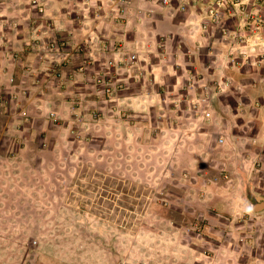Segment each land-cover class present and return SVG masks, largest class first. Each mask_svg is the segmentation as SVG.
Wrapping results in <instances>:
<instances>
[{"label": "rangeland", "instance_id": "1", "mask_svg": "<svg viewBox=\"0 0 264 264\" xmlns=\"http://www.w3.org/2000/svg\"><path fill=\"white\" fill-rule=\"evenodd\" d=\"M71 1L74 36L43 43L52 97L0 109V264H264V149L243 106L264 74V0H151L138 58L125 30L148 10Z\"/></svg>", "mask_w": 264, "mask_h": 264}, {"label": "crops", "instance_id": "2", "mask_svg": "<svg viewBox=\"0 0 264 264\" xmlns=\"http://www.w3.org/2000/svg\"><path fill=\"white\" fill-rule=\"evenodd\" d=\"M31 1L33 0H0V91L7 96H12V94H14L18 97L19 103H22V99L26 102L34 101L33 99L31 100L30 96L28 97L31 88L35 93V97L40 100L52 97V94L47 93L42 87H40L47 82L46 76L49 75L44 76L40 71H43L47 65L55 63L53 58L50 57V53L44 48L43 43L47 42L46 39L49 38H57L58 36H61V38L63 37L68 40L70 34L74 36V18L73 16L70 17L71 15L68 10L65 11V6L68 9L69 4L72 5L71 0H36L37 5H44L45 21L50 28L45 27V21L38 18L37 13L32 10ZM152 3L151 0H140V2L138 0L137 2L136 0L131 1L132 10L135 8L134 6L142 8L143 10H148V15L144 14L142 18V20L147 23L142 24L133 16L131 17L128 28L125 30L129 31V37H127V33L122 32L124 29L116 28V24L114 28H111L106 38L109 40L111 39V41L116 44L117 41H122L127 37L128 39L133 40L131 41L132 46L135 47L129 49L131 51L132 49L134 50L133 52H135L136 57L138 58L137 53L139 51H142L144 55V48H151V46L148 45L149 41H152V16H154L153 14H156L153 12L154 6ZM132 10L130 9L131 15L133 14ZM105 18L109 20L110 15L105 16ZM9 24L11 26L10 30L7 29ZM74 40L75 39L73 38V41ZM157 42H159V40H157ZM67 50L69 51V49ZM83 51L85 50L83 49ZM13 55H17L19 59L13 60L11 58ZM141 68L143 69V72H145V74L143 73L142 75L146 76L148 72L151 73V75L155 73L150 72L149 64L143 65ZM263 71L264 69L262 70V73H264ZM247 84L251 87L246 91L247 96L245 95L244 98V111H248L247 116L244 117V119L247 121L246 124L250 128L249 132L253 131L254 135H257L256 139H253V142L258 143L257 152L260 153L262 152L261 150L264 149V74L258 76L257 79H253V81L252 79L249 80ZM246 88L247 87L244 85L243 89L246 90ZM33 103L29 102L26 104L35 110L37 106L35 107ZM20 123L21 122L19 121L14 122L15 129ZM250 123L251 126H249ZM28 128L29 125L24 124L21 130L19 128L18 131H15V134L28 136L30 135L29 133H26V129ZM5 129V127L2 128L3 131H5ZM246 132L248 131L246 130ZM246 136L247 139L250 140V133L246 134ZM243 137H245V135ZM257 139L259 141H256ZM227 141L228 143H226ZM227 141H221L220 145L215 146L216 151L221 154V157H219L221 161L222 159L226 161V153H231L234 149H237L234 145H238V143H236L237 141L233 136H228ZM249 145V148H252V150L255 149L254 144ZM7 148L6 152L12 149L8 146ZM0 152L1 154H5L3 149H0ZM244 152L246 153L242 155L240 162H234L236 164V169H238L237 166L240 164L243 166V169H250L249 162L253 159L252 154L257 153L249 151L248 146L244 149Z\"/></svg>", "mask_w": 264, "mask_h": 264}, {"label": "built area", "instance_id": "3", "mask_svg": "<svg viewBox=\"0 0 264 264\" xmlns=\"http://www.w3.org/2000/svg\"><path fill=\"white\" fill-rule=\"evenodd\" d=\"M128 5H129L128 0H119L117 2V8L119 9L121 13H124L123 11H125L128 8ZM31 8L37 13V15L38 14L40 15L41 13H43L42 5H37L36 0L31 1ZM42 17H40V19ZM57 46H58L57 42L53 41L48 46V48L50 49L49 51H53V50L58 51ZM13 102H15V99L12 96H7L5 93L0 92V109L6 108V106H8L10 103H13Z\"/></svg>", "mask_w": 264, "mask_h": 264}, {"label": "water", "instance_id": "4", "mask_svg": "<svg viewBox=\"0 0 264 264\" xmlns=\"http://www.w3.org/2000/svg\"><path fill=\"white\" fill-rule=\"evenodd\" d=\"M258 200H260V198H258ZM257 208H258V209H262V208H264V204L261 203Z\"/></svg>", "mask_w": 264, "mask_h": 264}]
</instances>
